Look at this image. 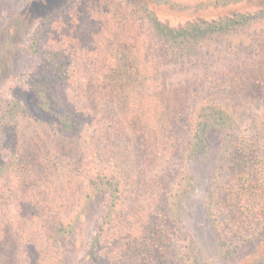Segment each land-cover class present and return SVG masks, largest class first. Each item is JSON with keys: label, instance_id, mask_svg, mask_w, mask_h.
I'll use <instances>...</instances> for the list:
<instances>
[{"label": "trees", "instance_id": "trees-1", "mask_svg": "<svg viewBox=\"0 0 264 264\" xmlns=\"http://www.w3.org/2000/svg\"><path fill=\"white\" fill-rule=\"evenodd\" d=\"M54 1L30 45L34 109L0 105V263L61 264L102 199L89 264H196L182 207L214 131L209 225L219 244L262 240L264 0Z\"/></svg>", "mask_w": 264, "mask_h": 264}, {"label": "rangeland", "instance_id": "rangeland-1", "mask_svg": "<svg viewBox=\"0 0 264 264\" xmlns=\"http://www.w3.org/2000/svg\"><path fill=\"white\" fill-rule=\"evenodd\" d=\"M59 4L54 0H0V105L34 109L35 96L26 83L27 75L38 62L30 48L32 35L41 20L52 14ZM2 121L0 110V123ZM220 141L221 133L212 132L200 154L201 162L191 164L193 189L182 207V221L194 242L192 252L196 264H264V238L240 246L219 244L209 225L203 198L210 188ZM102 213V199H96L74 219L73 232L61 239V264H89L88 245Z\"/></svg>", "mask_w": 264, "mask_h": 264}]
</instances>
